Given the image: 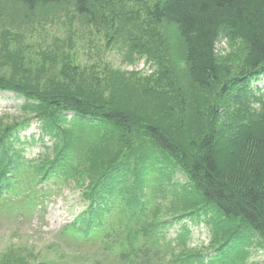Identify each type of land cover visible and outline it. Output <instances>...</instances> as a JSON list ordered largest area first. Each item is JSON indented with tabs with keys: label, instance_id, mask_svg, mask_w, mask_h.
Instances as JSON below:
<instances>
[{
	"label": "trees",
	"instance_id": "16d2710c",
	"mask_svg": "<svg viewBox=\"0 0 264 264\" xmlns=\"http://www.w3.org/2000/svg\"><path fill=\"white\" fill-rule=\"evenodd\" d=\"M16 1H71L80 17L92 2ZM148 16L178 47L142 79L153 92L140 91L138 108L95 81L0 73V93L21 97L24 115L0 127V196L27 214L44 206L47 185L83 186L85 207L62 234L94 247L90 264H258L249 259L264 250V0H161ZM220 38L233 52L217 53ZM33 122L51 145L28 159L20 135ZM187 222L208 228V249L188 247Z\"/></svg>",
	"mask_w": 264,
	"mask_h": 264
},
{
	"label": "rangeland",
	"instance_id": "374dc122",
	"mask_svg": "<svg viewBox=\"0 0 264 264\" xmlns=\"http://www.w3.org/2000/svg\"><path fill=\"white\" fill-rule=\"evenodd\" d=\"M160 1L92 0L90 16L80 17L71 1L28 10L16 0H0V73L45 81H95L115 94L122 92L116 99L119 104L138 108L148 95L140 91H152L142 79L155 75L156 65L169 62L170 50L178 47L173 33L149 19V10ZM132 43L144 44L147 53L133 49ZM216 51L233 52L224 38L218 40ZM259 83L264 86V80ZM104 92L107 96L108 90ZM128 97L134 107L126 104ZM17 98L0 95V127L21 117ZM30 132L38 134L34 124ZM39 151V146H31L26 153L32 158ZM176 179L180 184L185 181L179 171ZM45 189L44 207L26 217L16 205L8 207L0 198V256L16 260L15 264H90L94 247L82 246L61 233L83 209L84 187L69 182ZM192 229L194 242L204 239L197 249L207 246V230ZM250 255L258 264L264 262L263 249L252 248Z\"/></svg>",
	"mask_w": 264,
	"mask_h": 264
}]
</instances>
